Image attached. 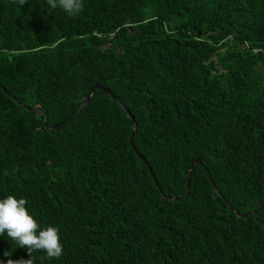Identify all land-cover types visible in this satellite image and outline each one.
Returning <instances> with one entry per match:
<instances>
[{
	"label": "trees",
	"instance_id": "trees-1",
	"mask_svg": "<svg viewBox=\"0 0 264 264\" xmlns=\"http://www.w3.org/2000/svg\"><path fill=\"white\" fill-rule=\"evenodd\" d=\"M54 3L0 0V198L63 245L34 264H264V0Z\"/></svg>",
	"mask_w": 264,
	"mask_h": 264
},
{
	"label": "clouds",
	"instance_id": "clouds-1",
	"mask_svg": "<svg viewBox=\"0 0 264 264\" xmlns=\"http://www.w3.org/2000/svg\"><path fill=\"white\" fill-rule=\"evenodd\" d=\"M56 5H58L68 15L74 16L82 10L83 0H55L54 6ZM82 106L83 105H81V108H84L86 105L84 107ZM38 110L42 111V113L44 114V119L41 118L40 119L44 122L45 127L50 129L51 131H55L59 128H62L63 133L69 134L70 131L72 130V127L66 126L67 122H62L54 126H49L44 111L40 108H38ZM137 156L144 159L140 155V153ZM196 162L200 163L198 161ZM190 177L188 178V180H190ZM210 181L212 182L211 178ZM213 188L214 191L216 192L215 189H217V187L214 186V184H213ZM218 193L219 195L217 193L216 194L218 196H221L219 191ZM161 196L162 199L166 201H177V202L179 200L186 198V195H184L183 197H179V196L170 197L169 194L165 195L163 193ZM25 204L26 201L23 198L18 199L13 195H8L4 198H0V236L6 235L8 238L14 241L20 247V251L25 253L26 255V256H19L15 264H34V261L31 257V254L34 252L41 253L47 259H58L63 255V245L62 243H60L59 233L57 228L53 226H48L46 228L40 227L36 219L26 209ZM263 205L264 202L260 205L261 208ZM229 208L232 211H234L231 207ZM253 212L249 214H252ZM236 214L238 215L237 212Z\"/></svg>",
	"mask_w": 264,
	"mask_h": 264
},
{
	"label": "water",
	"instance_id": "water-1",
	"mask_svg": "<svg viewBox=\"0 0 264 264\" xmlns=\"http://www.w3.org/2000/svg\"><path fill=\"white\" fill-rule=\"evenodd\" d=\"M97 89H98V87H94V88L91 90L90 95H89V96L86 98V100L83 102V104H82L83 106H82V107H84V106L88 103L89 99L92 97V95L94 94V92H95ZM106 92H107L108 94H110V92H109L108 90H106ZM29 109H30L31 111H33L34 113L38 114V115L40 116L41 119H44V114L42 113V111L38 110V108H30V107H29ZM134 133H135V131H134ZM135 152H136L137 155H139V152H138L137 150H136ZM195 163H197V162H196V161H193L192 164H191V166H190V176L192 175V172H193V170H194V164H195ZM215 190H216V193L219 195L217 189H215ZM260 208H261V206H260L257 210H255L252 214H249V215H243V214L238 213V216L241 217V218L250 217V216L256 214V213L260 210Z\"/></svg>",
	"mask_w": 264,
	"mask_h": 264
}]
</instances>
